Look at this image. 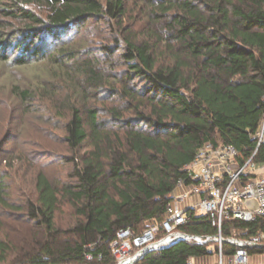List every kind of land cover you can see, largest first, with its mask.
<instances>
[{
  "label": "trees",
  "instance_id": "1",
  "mask_svg": "<svg viewBox=\"0 0 264 264\" xmlns=\"http://www.w3.org/2000/svg\"><path fill=\"white\" fill-rule=\"evenodd\" d=\"M142 1L148 6L143 36L123 27L99 56L68 43L53 51L47 40L89 23L120 27L126 0H0V60L24 66L47 58L68 78L62 90L52 84L40 93L64 119L71 171L61 187L39 172L23 205L10 200L0 175V264H114L116 232L163 221L177 181L190 183L186 166L207 142L241 145V160L256 150L253 136L264 112V0ZM105 89L111 105L89 103ZM16 90L29 112L37 92ZM87 142L90 149L81 152ZM255 160L264 162V144ZM62 197L78 219L66 228L55 220ZM13 211L39 228L14 250L1 222ZM180 229L246 237L264 232V217L225 219L219 230L207 216L193 215ZM211 245L177 241L136 264H189L209 255ZM222 248L235 252L228 243Z\"/></svg>",
  "mask_w": 264,
  "mask_h": 264
},
{
  "label": "rangeland",
  "instance_id": "2",
  "mask_svg": "<svg viewBox=\"0 0 264 264\" xmlns=\"http://www.w3.org/2000/svg\"><path fill=\"white\" fill-rule=\"evenodd\" d=\"M126 3L128 11L120 27L117 22L111 25L89 23L86 27H76L63 33L59 41L47 40L50 49L54 51L58 44L68 43L69 47L100 56L103 46L113 43L115 37H121L123 27H128L130 35L142 37L148 23L145 15L148 6L142 0H126ZM108 72L111 73L110 68ZM63 74L43 57L32 59L24 66L0 60V141L5 143L0 175L4 174L3 181L10 189V200L19 205H23L29 197L30 187L39 172L45 173L59 187L71 179V171L64 158L70 153L61 138L64 134V119L55 113L51 99L40 93L43 86L50 89L52 84L57 85V91L62 86L67 87L65 84L68 78ZM27 88L37 92L29 100V112H26V105L16 94V89ZM89 103L105 108L113 103V99L105 89ZM241 125L246 126L243 120ZM89 149L87 142L81 152ZM60 204L55 220L58 227L66 228L78 219L72 204L64 197ZM1 222L3 238L13 250L24 246L30 240L32 232L39 230L37 223L29 219L25 212H7Z\"/></svg>",
  "mask_w": 264,
  "mask_h": 264
},
{
  "label": "built area",
  "instance_id": "3",
  "mask_svg": "<svg viewBox=\"0 0 264 264\" xmlns=\"http://www.w3.org/2000/svg\"><path fill=\"white\" fill-rule=\"evenodd\" d=\"M264 100V95L263 98ZM253 136L257 142L254 153L241 160L242 149L237 143L214 145L207 142L200 148L187 167L190 183L179 179L169 202L165 219L158 222L149 219L141 232L133 228H121L110 243L114 264H136L151 252H161L177 241L210 243L211 251L217 257L214 264H251V256L264 254V232L246 237L219 234L203 236L188 234L180 229L193 215L210 218L212 225L221 229L225 219L254 221L264 217V162L255 160L259 147L264 144V112ZM182 188L185 190L182 191ZM197 201L187 204L192 196ZM224 237L225 242L220 241ZM235 248L232 254H225L223 244ZM87 259H92L88 253ZM189 264L198 263L189 258Z\"/></svg>",
  "mask_w": 264,
  "mask_h": 264
},
{
  "label": "crops",
  "instance_id": "4",
  "mask_svg": "<svg viewBox=\"0 0 264 264\" xmlns=\"http://www.w3.org/2000/svg\"><path fill=\"white\" fill-rule=\"evenodd\" d=\"M185 190V188H182V191ZM198 196L194 195L190 197L188 200V205L192 204L193 202L197 201ZM217 255L214 252H211L209 255L202 256V257H195V260L198 263H204V264H214L216 261ZM251 264H264V254H255L253 253L251 256Z\"/></svg>",
  "mask_w": 264,
  "mask_h": 264
},
{
  "label": "water",
  "instance_id": "5",
  "mask_svg": "<svg viewBox=\"0 0 264 264\" xmlns=\"http://www.w3.org/2000/svg\"><path fill=\"white\" fill-rule=\"evenodd\" d=\"M220 241L225 242L226 239H225L224 237H221V238H220Z\"/></svg>",
  "mask_w": 264,
  "mask_h": 264
}]
</instances>
